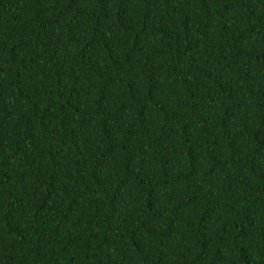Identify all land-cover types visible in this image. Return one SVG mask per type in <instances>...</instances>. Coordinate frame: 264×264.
Segmentation results:
<instances>
[{"label":"trees","instance_id":"obj_1","mask_svg":"<svg viewBox=\"0 0 264 264\" xmlns=\"http://www.w3.org/2000/svg\"><path fill=\"white\" fill-rule=\"evenodd\" d=\"M0 264H264V0H0Z\"/></svg>","mask_w":264,"mask_h":264}]
</instances>
